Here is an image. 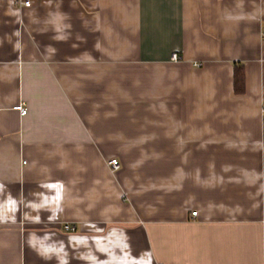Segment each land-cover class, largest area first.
Listing matches in <instances>:
<instances>
[{"label": "crops", "instance_id": "1", "mask_svg": "<svg viewBox=\"0 0 264 264\" xmlns=\"http://www.w3.org/2000/svg\"><path fill=\"white\" fill-rule=\"evenodd\" d=\"M0 264H264V0H0Z\"/></svg>", "mask_w": 264, "mask_h": 264}, {"label": "built area", "instance_id": "2", "mask_svg": "<svg viewBox=\"0 0 264 264\" xmlns=\"http://www.w3.org/2000/svg\"><path fill=\"white\" fill-rule=\"evenodd\" d=\"M19 3L24 4V5H29L30 4L29 1H25V2L19 1ZM171 59L172 60H178L179 59V54L176 53V52L173 53ZM19 109L21 111V114H23V115L26 114L27 109H26V107L24 105H20ZM109 165H110V167H111V169L113 171H116V170L120 169V166H121L120 162H119V160L117 158H112L109 161ZM192 215L193 216L197 215V211H193ZM63 228L66 231H74L75 230V227L73 225H71V224H65V225H63Z\"/></svg>", "mask_w": 264, "mask_h": 264}, {"label": "trees", "instance_id": "3", "mask_svg": "<svg viewBox=\"0 0 264 264\" xmlns=\"http://www.w3.org/2000/svg\"><path fill=\"white\" fill-rule=\"evenodd\" d=\"M245 69L241 63L234 65V89L237 94H242L245 91Z\"/></svg>", "mask_w": 264, "mask_h": 264}]
</instances>
